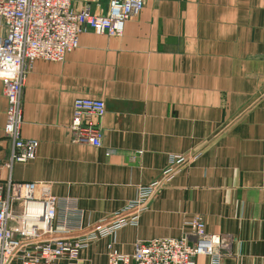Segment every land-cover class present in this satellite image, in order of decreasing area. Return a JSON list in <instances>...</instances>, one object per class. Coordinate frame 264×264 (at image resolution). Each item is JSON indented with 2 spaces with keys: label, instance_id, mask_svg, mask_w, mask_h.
Segmentation results:
<instances>
[{
  "label": "crops",
  "instance_id": "0c3cea01",
  "mask_svg": "<svg viewBox=\"0 0 264 264\" xmlns=\"http://www.w3.org/2000/svg\"><path fill=\"white\" fill-rule=\"evenodd\" d=\"M109 3L73 7L106 13ZM77 97L106 102L101 147L72 141ZM7 106L0 79L3 164ZM22 108L37 157L3 166L0 181L50 182L77 201L87 225L160 179L172 156L200 153L162 184L136 226L84 249L86 264H106L109 243L131 253L137 241L180 237L195 216L228 239L222 264H264V0H147L122 36L88 30L64 61H34Z\"/></svg>",
  "mask_w": 264,
  "mask_h": 264
},
{
  "label": "built area",
  "instance_id": "2783aa9c",
  "mask_svg": "<svg viewBox=\"0 0 264 264\" xmlns=\"http://www.w3.org/2000/svg\"><path fill=\"white\" fill-rule=\"evenodd\" d=\"M147 0H110L106 13L85 7L76 10L73 0H0V79L8 102L5 133L12 141V168L37 157L39 141L23 134L22 93L32 64L38 59L61 62L74 51L82 33L122 36L128 20L138 17ZM102 98L77 97L69 124L72 141L102 146L99 121L106 113ZM200 153L174 155L160 179L138 189L126 206L98 223L87 225L85 212L70 196H58L47 181H0V264H86L84 249L113 236L126 226H136L142 212L164 182L171 181L185 163ZM180 237L137 241L131 253L107 245L106 264H195L205 255L211 264H222L229 241L207 231L203 217L187 221Z\"/></svg>",
  "mask_w": 264,
  "mask_h": 264
},
{
  "label": "rangeland",
  "instance_id": "374dc122",
  "mask_svg": "<svg viewBox=\"0 0 264 264\" xmlns=\"http://www.w3.org/2000/svg\"><path fill=\"white\" fill-rule=\"evenodd\" d=\"M202 217V216H201ZM206 223V222H205ZM226 238V237H225ZM227 239V238H226ZM227 241H228V239H227Z\"/></svg>",
  "mask_w": 264,
  "mask_h": 264
},
{
  "label": "bare ground",
  "instance_id": "6f19581e",
  "mask_svg": "<svg viewBox=\"0 0 264 264\" xmlns=\"http://www.w3.org/2000/svg\"><path fill=\"white\" fill-rule=\"evenodd\" d=\"M230 246V245H229Z\"/></svg>",
  "mask_w": 264,
  "mask_h": 264
}]
</instances>
